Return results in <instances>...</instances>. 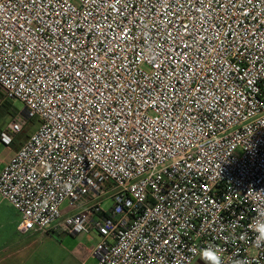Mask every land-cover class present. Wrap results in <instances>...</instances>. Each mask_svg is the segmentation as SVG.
<instances>
[{
	"label": "built area",
	"instance_id": "obj_1",
	"mask_svg": "<svg viewBox=\"0 0 264 264\" xmlns=\"http://www.w3.org/2000/svg\"><path fill=\"white\" fill-rule=\"evenodd\" d=\"M0 90L39 121L0 172L19 233L264 264V0H0Z\"/></svg>",
	"mask_w": 264,
	"mask_h": 264
},
{
	"label": "crops",
	"instance_id": "obj_2",
	"mask_svg": "<svg viewBox=\"0 0 264 264\" xmlns=\"http://www.w3.org/2000/svg\"><path fill=\"white\" fill-rule=\"evenodd\" d=\"M7 125L0 128V132ZM22 140V137L15 136L10 145L0 142V172L22 146L24 143ZM19 219L18 213L0 198V264H51L52 258L60 257L61 250H64L63 254L73 255L82 264L89 262L96 264L91 251L99 241L97 233L75 236L60 231L21 234L17 230ZM57 236H70L73 242L67 244H72L71 247L63 248L62 242L57 243ZM192 264H206V262L197 258Z\"/></svg>",
	"mask_w": 264,
	"mask_h": 264
},
{
	"label": "rangeland",
	"instance_id": "obj_3",
	"mask_svg": "<svg viewBox=\"0 0 264 264\" xmlns=\"http://www.w3.org/2000/svg\"><path fill=\"white\" fill-rule=\"evenodd\" d=\"M24 119L25 124L22 128L21 133L17 136L22 137L24 142L30 134H32L38 127L39 121L36 117L29 116L24 112V106L18 101H8L2 99V91L0 90V128L6 126L9 122L14 120ZM16 136V137H17ZM63 239L65 241L63 242ZM57 243L62 242L63 248H70L73 239L70 236H57ZM61 255L58 259L52 258L51 264H82L80 261L76 260L73 255L63 254L64 250H61ZM87 264H92L91 262Z\"/></svg>",
	"mask_w": 264,
	"mask_h": 264
},
{
	"label": "clouds",
	"instance_id": "obj_4",
	"mask_svg": "<svg viewBox=\"0 0 264 264\" xmlns=\"http://www.w3.org/2000/svg\"><path fill=\"white\" fill-rule=\"evenodd\" d=\"M249 227L257 233L256 242L257 246H259L260 243L264 242V221L257 220L254 225ZM200 256L206 264H224L221 249L218 246L209 244L201 249ZM237 264H241V262H237Z\"/></svg>",
	"mask_w": 264,
	"mask_h": 264
},
{
	"label": "trees",
	"instance_id": "obj_5",
	"mask_svg": "<svg viewBox=\"0 0 264 264\" xmlns=\"http://www.w3.org/2000/svg\"><path fill=\"white\" fill-rule=\"evenodd\" d=\"M5 102H8L7 100H5Z\"/></svg>",
	"mask_w": 264,
	"mask_h": 264
}]
</instances>
